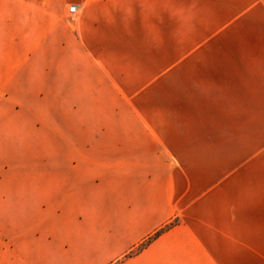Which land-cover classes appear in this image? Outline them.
<instances>
[{
  "label": "rangeland",
  "instance_id": "1",
  "mask_svg": "<svg viewBox=\"0 0 264 264\" xmlns=\"http://www.w3.org/2000/svg\"><path fill=\"white\" fill-rule=\"evenodd\" d=\"M162 5L155 15L101 17L92 38L78 30L77 4L64 8L68 34L49 17L21 31L11 6L17 18L0 24V264H189L188 219L179 215L108 255L123 243L108 234L109 171L67 168L80 154L175 168L188 193L208 123L222 105L236 107L238 77L264 61V0ZM173 220L168 246L123 258Z\"/></svg>",
  "mask_w": 264,
  "mask_h": 264
},
{
  "label": "crops",
  "instance_id": "2",
  "mask_svg": "<svg viewBox=\"0 0 264 264\" xmlns=\"http://www.w3.org/2000/svg\"><path fill=\"white\" fill-rule=\"evenodd\" d=\"M69 3L81 9L78 30L92 38L99 18L155 15L163 0H0V24L17 18L8 13L13 6L22 12L16 20L21 31L41 28L49 17L54 32L68 34L64 8ZM253 65L252 73L238 77L236 107L222 105L221 119L208 123L204 157L192 154L188 193L178 190L182 175L175 168L147 163L134 169L86 154L67 165L89 177L103 167L109 171L113 222L108 234L123 243L108 255L119 256L179 215L188 219L189 264H264V61ZM183 195L188 203L181 207ZM172 233L161 235L139 256L164 249L175 239Z\"/></svg>",
  "mask_w": 264,
  "mask_h": 264
},
{
  "label": "trees",
  "instance_id": "3",
  "mask_svg": "<svg viewBox=\"0 0 264 264\" xmlns=\"http://www.w3.org/2000/svg\"><path fill=\"white\" fill-rule=\"evenodd\" d=\"M176 220L170 221L166 224H164L162 227L155 230L152 234H150L145 240H143L141 243H139L135 248L130 250L128 253H126L123 258H130L137 254H139L142 250H144L147 246H149L154 240L159 238L163 233L167 232L169 229H171L173 226H175ZM120 260H117L113 264H118Z\"/></svg>",
  "mask_w": 264,
  "mask_h": 264
},
{
  "label": "built area",
  "instance_id": "4",
  "mask_svg": "<svg viewBox=\"0 0 264 264\" xmlns=\"http://www.w3.org/2000/svg\"><path fill=\"white\" fill-rule=\"evenodd\" d=\"M77 11H78V8H77L76 5H71V6L68 8V12H69V14H75V13H77Z\"/></svg>",
  "mask_w": 264,
  "mask_h": 264
}]
</instances>
